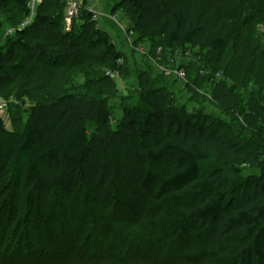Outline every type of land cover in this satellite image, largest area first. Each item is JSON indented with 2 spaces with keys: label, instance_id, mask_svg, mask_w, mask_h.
<instances>
[{
  "label": "trees",
  "instance_id": "trees-1",
  "mask_svg": "<svg viewBox=\"0 0 264 264\" xmlns=\"http://www.w3.org/2000/svg\"><path fill=\"white\" fill-rule=\"evenodd\" d=\"M13 1L26 19L27 0ZM7 3L0 0V5ZM118 4L110 13L122 10L130 21L128 29L152 43L162 41L167 49L185 50L196 60L208 50L216 65L229 46L235 56L256 53L264 60V0H181L170 8L160 0H126V7L116 9ZM44 5L57 10L65 30V2L44 0L32 24L18 29V44L26 46L24 31L35 22L57 25L51 15L40 13ZM79 23L95 21L84 11L72 24L73 31ZM94 33L97 60L86 75L88 92L61 90L55 69H66L65 84L72 86L83 68L61 66L55 55L46 63L52 74L34 78L23 73L22 84L14 88L18 96L37 102L20 132L7 127L6 113L0 110V200L8 199L3 200L7 231L15 220L30 242L62 236L72 229L64 230L56 217L70 213L72 220L79 219V229L88 221L117 222L133 231L135 242L146 238L156 251L153 260L135 257L130 264H204L219 258L264 264V173L255 172L264 163V150L245 146L221 121L179 106L164 80L149 71L140 73L137 103L124 109L116 126L110 100L119 87L107 71H119L122 77L124 57L107 36ZM66 45L74 53L75 41ZM7 66L0 49V73ZM203 78L200 74L191 83L193 92L205 85ZM10 90L0 85V95ZM211 94L223 108H233L238 101L235 84L216 83ZM7 137L14 140L9 146ZM96 143L134 158L119 182L127 195L109 192L112 176L102 174L96 163ZM38 250L34 253L43 252L42 246ZM12 251L5 247L3 255ZM112 258L110 264H123Z\"/></svg>",
  "mask_w": 264,
  "mask_h": 264
},
{
  "label": "rangeland",
  "instance_id": "rangeland-1",
  "mask_svg": "<svg viewBox=\"0 0 264 264\" xmlns=\"http://www.w3.org/2000/svg\"><path fill=\"white\" fill-rule=\"evenodd\" d=\"M160 1L170 8L181 0ZM117 2H120L121 5H116V9L117 6L126 7V0H100L97 3L93 1L91 5L98 12L95 26L79 23L74 31L73 26L70 27V30L65 27L68 33L61 30L64 28L63 20L59 17L57 10L53 6L44 5L40 9V13L51 15L52 20L58 23L56 26L51 24L44 26L35 22L33 26L24 31L26 46H22V43L18 44V38L22 39V34L18 29H23V22L26 19L23 20L20 10L13 0H8L5 5H0V23L2 25L0 49L5 51L8 62L6 71L0 73L2 79L0 85L8 86L11 89L8 94L0 95V101L5 104L7 127L12 132H20L37 104L33 98L27 95L18 96L14 91L17 85L22 84L21 75L25 73L39 78L52 74L53 68L47 65L52 56H60L58 63L61 66L66 65L70 69L75 66L83 68L71 86L65 84L66 69L57 67L55 70L61 78V90L80 94L88 92L86 75L90 71L91 62H94V59L97 60L96 46L92 45V41L96 40L94 32L99 30L101 35L107 36L108 40L115 44L117 50L124 57L121 61V63H125L124 75L115 77L119 93L110 100L113 122L116 126L123 116L124 109L137 103L140 73L149 71L155 78L164 80L176 97L179 106L196 114L202 113L221 121L232 135L243 139L245 146L250 145L249 147L264 150V60L256 53L235 56L229 46L219 64L216 65L212 62L208 50L200 53V57H197L196 60V57H191V53L185 50L167 49L162 41L152 43L148 38L136 33L129 34L127 26L130 21L125 13L120 10L118 19L111 16L113 12L110 13L112 11L110 9ZM72 41H75L74 53L69 52L70 49L66 45L67 42L69 44ZM105 49L103 47L101 53ZM36 58L41 60V63L35 61ZM17 64L20 67H17ZM184 66L187 68L185 69L186 76L182 77L176 71L183 69L181 67ZM200 74L204 77L203 79H206L205 85L195 93L191 90L190 85ZM211 79L213 82H210ZM216 83H225L229 86L235 84L238 87V101L233 108H223L212 98V87ZM232 128L234 130H231ZM93 132L94 129H92L91 135ZM6 139L8 140L7 146L14 141L13 137ZM95 146L96 163L100 171L102 174L107 173L112 176V183L109 186L111 191L109 192L115 197L127 195V190H121L119 182L127 172L128 163L134 159L131 157V153L107 151L99 143H96ZM255 172L263 174L264 163L257 167ZM3 200L7 202L8 199L0 200L1 243L4 238L6 239L0 250V255L3 256L0 258V264H10L9 261L12 264H29L30 262L35 264H110L108 258L113 259L112 257H118V262L121 261L123 264H130V259L135 257L146 256L149 260H153L154 252H156L146 238L140 237L137 242H135L136 239L132 240L133 231L123 223L113 222L110 225H101L100 222L91 223L88 221L84 222L85 225L82 229H79V219L78 221L72 220L70 213L66 216L63 213L64 218L61 215L56 217L62 219L60 222H63L64 230L72 229L68 233L62 236L47 237L42 241L30 242L24 228L20 230L19 223L15 220L11 230L7 231L8 223ZM16 207L20 209V201ZM134 209L135 207L131 213L134 212ZM79 218L82 219L81 216ZM9 241L11 243L7 245ZM21 242L24 249L20 252L18 247ZM28 243L32 247H27ZM40 246H42L43 252L35 254L34 251L38 250ZM5 247L13 249V253L3 255ZM125 259L129 260L125 261ZM204 264L237 263L233 262L231 258H219Z\"/></svg>",
  "mask_w": 264,
  "mask_h": 264
},
{
  "label": "built area",
  "instance_id": "built-area-1",
  "mask_svg": "<svg viewBox=\"0 0 264 264\" xmlns=\"http://www.w3.org/2000/svg\"><path fill=\"white\" fill-rule=\"evenodd\" d=\"M66 4L65 9V26L66 29L70 30L72 27V24L76 20H80L84 11L89 12L92 14L93 21L96 22L98 18V12L93 8L91 5L93 1H96V3L100 0H63ZM44 2V0H27V6L30 9V15L26 18V20L23 22V27L26 28L30 24H32L34 17L36 16V12L39 8V6ZM112 17H116L118 19L119 15L118 13H111ZM128 33L132 34L134 33L133 30L128 29ZM177 74L181 75L182 77L186 76L185 69H177ZM107 74L110 75L112 78H115L116 76H119L120 72L115 70H108ZM5 109L4 102L0 101V110Z\"/></svg>",
  "mask_w": 264,
  "mask_h": 264
}]
</instances>
